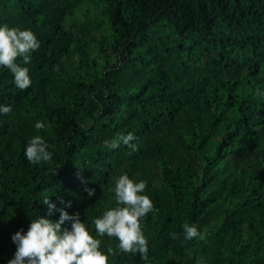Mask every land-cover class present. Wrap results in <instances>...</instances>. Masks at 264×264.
Masks as SVG:
<instances>
[{
  "label": "trees",
  "instance_id": "1",
  "mask_svg": "<svg viewBox=\"0 0 264 264\" xmlns=\"http://www.w3.org/2000/svg\"><path fill=\"white\" fill-rule=\"evenodd\" d=\"M5 24L40 46L16 61L27 90L0 66V264L45 198L71 201L109 264H264V0H0ZM119 133L138 151L110 148ZM34 135L49 162L24 156ZM125 174L156 209L141 221L147 260L95 231Z\"/></svg>",
  "mask_w": 264,
  "mask_h": 264
},
{
  "label": "clouds",
  "instance_id": "2",
  "mask_svg": "<svg viewBox=\"0 0 264 264\" xmlns=\"http://www.w3.org/2000/svg\"><path fill=\"white\" fill-rule=\"evenodd\" d=\"M40 44L35 33L29 29L0 26V66L10 70L13 74L15 86L25 91L31 86L29 69L18 64V58L24 64L31 62V53L38 50ZM58 70V68H57ZM257 96H264L259 89ZM12 111L9 106H0V114ZM45 124L36 122L37 131L45 129ZM135 139L132 133H119L109 144L110 148H117L121 143L132 151H138L137 145L131 143ZM49 145L41 135H34L27 143L24 156L31 164L47 163L52 159ZM146 182H134L127 174L121 175L115 182L113 189L116 207L106 210L102 217L94 220L95 231L98 236L107 235L119 241L117 248L121 253L135 254L139 252L143 260L148 257V241L142 231L141 221L149 213L156 211L153 201L143 194ZM89 196L95 194L94 188L85 189ZM48 216H39L31 220L28 230L17 231L12 240L17 245L14 258L8 264H109V255H115L112 247L107 253L101 250V240L91 234L86 224L81 221L80 213L69 214L66 210L71 207L68 201L65 207L57 208L55 202L45 198ZM61 203L64 201L61 199ZM59 212V220L48 217ZM69 227H62L65 222ZM184 239L192 240L200 237L195 225H183ZM177 239V234H171ZM198 264L200 262L198 261Z\"/></svg>",
  "mask_w": 264,
  "mask_h": 264
}]
</instances>
